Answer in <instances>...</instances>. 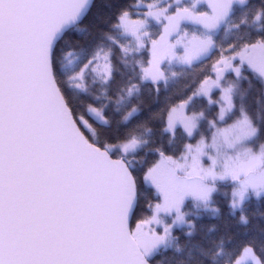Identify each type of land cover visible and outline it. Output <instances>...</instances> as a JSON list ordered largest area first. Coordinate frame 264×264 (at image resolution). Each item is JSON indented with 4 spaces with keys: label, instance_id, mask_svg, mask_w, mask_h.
Instances as JSON below:
<instances>
[{
    "label": "snow or ice",
    "instance_id": "obj_1",
    "mask_svg": "<svg viewBox=\"0 0 264 264\" xmlns=\"http://www.w3.org/2000/svg\"><path fill=\"white\" fill-rule=\"evenodd\" d=\"M0 264H264V0H0Z\"/></svg>",
    "mask_w": 264,
    "mask_h": 264
}]
</instances>
